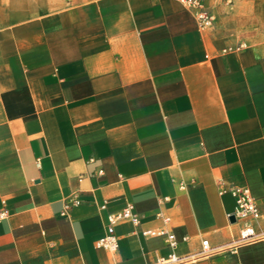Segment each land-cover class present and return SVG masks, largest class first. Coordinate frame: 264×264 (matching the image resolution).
Here are the masks:
<instances>
[{
    "label": "crops",
    "instance_id": "1",
    "mask_svg": "<svg viewBox=\"0 0 264 264\" xmlns=\"http://www.w3.org/2000/svg\"><path fill=\"white\" fill-rule=\"evenodd\" d=\"M256 3L201 29L180 0H0V264H156L172 249L146 229L173 231L185 264H264ZM233 187L260 218L233 219ZM129 204L139 224L98 247Z\"/></svg>",
    "mask_w": 264,
    "mask_h": 264
},
{
    "label": "built area",
    "instance_id": "2",
    "mask_svg": "<svg viewBox=\"0 0 264 264\" xmlns=\"http://www.w3.org/2000/svg\"><path fill=\"white\" fill-rule=\"evenodd\" d=\"M184 7L189 10L196 22L201 29H208L214 26L215 15L211 8L209 7L207 0H180ZM246 47V44L241 43L237 49H242ZM231 193L236 199V209L234 216L236 219L246 220V219H258L261 216L257 200L252 195L248 187H233L230 189ZM80 200L77 197L70 198L66 201L65 211L69 209L72 205H78ZM7 214L4 210L0 213V218H3ZM168 219V217H167ZM121 221H132L135 224H139L140 217L138 213L134 211V206L129 204L124 209L119 212L111 213L108 216V225L106 234L97 241V246L107 249L109 251H117L119 249V239L116 235L115 226ZM144 236H164L168 245L171 247L172 252L166 257H160L156 264H185L189 261V257L179 255L176 250L179 245V240L177 239L173 231H168L166 229H146L143 231ZM256 236L254 227L251 225H246L241 232V240H251ZM201 255H210L215 252L210 245L209 241L206 239L202 243Z\"/></svg>",
    "mask_w": 264,
    "mask_h": 264
},
{
    "label": "rangeland",
    "instance_id": "3",
    "mask_svg": "<svg viewBox=\"0 0 264 264\" xmlns=\"http://www.w3.org/2000/svg\"><path fill=\"white\" fill-rule=\"evenodd\" d=\"M211 1V2H210ZM222 3H226V6H232L234 4V0H207V3L209 5V7L211 8V10L213 11L214 15H215V22H214V26L216 24V21H217V16H216V13L214 12L215 10V7L218 5V6H221V2ZM242 1H245V0H242ZM254 1V0H253ZM257 1V3L255 5L256 8H257V11L255 12L256 16H258L259 18V22L262 23V20H264V0H255ZM242 4V3H241ZM243 6V4L241 5ZM244 7H247V4H245ZM244 7H242V9H244ZM254 7V6H253ZM251 8V7H250ZM255 8V9H256ZM247 8H245L243 11H245ZM260 17H259V15ZM213 26V27H214Z\"/></svg>",
    "mask_w": 264,
    "mask_h": 264
},
{
    "label": "water",
    "instance_id": "4",
    "mask_svg": "<svg viewBox=\"0 0 264 264\" xmlns=\"http://www.w3.org/2000/svg\"><path fill=\"white\" fill-rule=\"evenodd\" d=\"M233 219L235 220V216L233 217Z\"/></svg>",
    "mask_w": 264,
    "mask_h": 264
}]
</instances>
